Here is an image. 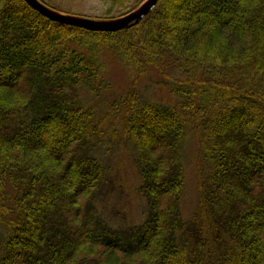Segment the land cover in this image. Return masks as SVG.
<instances>
[{
	"label": "trees",
	"instance_id": "16d2710c",
	"mask_svg": "<svg viewBox=\"0 0 264 264\" xmlns=\"http://www.w3.org/2000/svg\"><path fill=\"white\" fill-rule=\"evenodd\" d=\"M131 2L107 4L122 17L140 4ZM103 50L137 75L183 80L168 82L173 105L131 92L110 106L138 151L150 209L124 234L95 214L104 171L91 141L101 127L79 98L104 87ZM189 125L204 135L210 169L185 237L179 145ZM207 216L221 233L213 256L201 238ZM0 232V264H264V0H158L115 33L0 0Z\"/></svg>",
	"mask_w": 264,
	"mask_h": 264
},
{
	"label": "rangeland",
	"instance_id": "374dc122",
	"mask_svg": "<svg viewBox=\"0 0 264 264\" xmlns=\"http://www.w3.org/2000/svg\"><path fill=\"white\" fill-rule=\"evenodd\" d=\"M46 1L59 9H65L62 10L63 14L91 20L119 18L116 16L119 8L117 6L111 8V5H108L110 0ZM145 1L132 0L128 7L132 8L139 2L138 8ZM108 12L110 17L104 18ZM100 59L105 69L104 87H101L96 95H90L84 87L79 91L81 103L94 110V122L101 127L100 138H92L91 141L95 149L94 156L104 171L103 183L99 186L93 206L96 217L110 231L119 233L130 229L134 232L132 227L142 226L149 218L150 209L148 201L139 191L141 169L138 151L132 139L124 132L123 116L121 114L115 116L110 106L120 97L131 92L144 102L173 105L177 98L169 91L168 82L176 84L183 80L178 74L174 76L172 72H170L172 79H164L152 70L146 72L144 76L137 75L132 72L131 67L126 66L107 50L102 51ZM205 145L206 140L202 132H197L189 125L179 145L181 164L184 169V188L179 206L183 222L180 234L185 237L188 226L199 208V183L203 177H207L210 169L204 155ZM200 223L201 238L206 242L204 249L209 256H213L216 254L215 245H217L215 237L221 236L217 218L203 217ZM189 235L193 237L191 233Z\"/></svg>",
	"mask_w": 264,
	"mask_h": 264
},
{
	"label": "water",
	"instance_id": "95a60500",
	"mask_svg": "<svg viewBox=\"0 0 264 264\" xmlns=\"http://www.w3.org/2000/svg\"><path fill=\"white\" fill-rule=\"evenodd\" d=\"M22 1L30 9L51 22L83 29L88 32L102 33L120 32L139 24L154 10L158 2V0H146L134 11L116 19L91 20L54 11L42 4L39 0Z\"/></svg>",
	"mask_w": 264,
	"mask_h": 264
}]
</instances>
